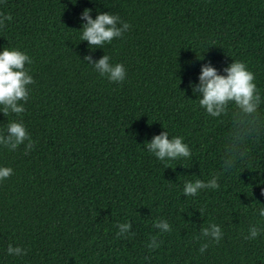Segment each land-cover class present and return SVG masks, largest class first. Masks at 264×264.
I'll return each mask as SVG.
<instances>
[{
    "label": "trees",
    "instance_id": "1",
    "mask_svg": "<svg viewBox=\"0 0 264 264\" xmlns=\"http://www.w3.org/2000/svg\"><path fill=\"white\" fill-rule=\"evenodd\" d=\"M85 9L131 28L92 49L80 39ZM0 12L12 16L0 52L28 54L35 80L23 114L0 112V134L23 120L35 143L27 155L25 145H0V167L13 169L0 181V264H264V232L244 239L251 225L264 228V127L224 172V147L240 135L234 106L211 117L190 86L204 64L226 75L240 60L264 101V0H0ZM105 54L125 66L123 82L84 61ZM166 130L191 158L160 161L147 150ZM217 174L218 189L184 195L185 182ZM160 219L171 232L154 228ZM129 221L135 235L118 238L116 225ZM211 223L223 239L200 253L207 241L196 238ZM152 236L163 242L155 251ZM9 244L27 255H8Z\"/></svg>",
    "mask_w": 264,
    "mask_h": 264
},
{
    "label": "clouds",
    "instance_id": "2",
    "mask_svg": "<svg viewBox=\"0 0 264 264\" xmlns=\"http://www.w3.org/2000/svg\"><path fill=\"white\" fill-rule=\"evenodd\" d=\"M92 10L85 9L81 19L86 21L82 25L81 41H87L90 48H104L105 44H111L115 38H121L131 25L121 20L119 14L111 12H101L92 18ZM12 20L11 14L0 12V28H4L7 22ZM84 61L92 65L101 76H106L112 82H123L126 78L125 66L121 63L112 64L111 57L105 54L98 61H93L91 55L84 57ZM31 57L17 48L5 47L0 52V112L6 117L12 113L17 116L25 111L24 105L29 100V85H33L35 80L30 74L31 69L26 65L32 64ZM226 75L220 74L211 62L202 66L199 75V83L190 85L194 94H198L200 107L206 110L211 117L227 116L230 105L234 106L231 113V123L233 129L239 131L240 135L233 137L232 141L224 147L223 171L230 172L237 163L247 155V144L251 140H258L260 129L264 127V115L260 112L262 97L259 93L255 81V75L250 71L245 62L235 60L228 67L223 69ZM251 130V131H250ZM25 142H27L25 144ZM0 145L10 151H16L21 145H25L27 155L34 147L35 143L31 138L23 120H13L8 122L6 134H0ZM147 150L154 154L160 161H170L180 158H191L192 152L189 145L184 142L182 136H173L169 139L168 131H163L155 135L150 142H146ZM166 169L171 167L165 165ZM13 175L11 167H0V181ZM219 174L215 175L207 183L202 180L187 181L183 187L186 197H194L204 189H218L220 187ZM264 195V189L261 190ZM203 209L200 213L203 215ZM258 215L264 218V208L258 209ZM132 222L118 223L116 227L119 231L116 236L128 238L134 236L132 232ZM154 228L160 233L172 231L167 220H157ZM264 228L259 225H251L245 240L258 238ZM224 233L218 224L211 223L201 229V235L197 240L205 239L200 245V253L207 251L211 243L219 244ZM163 242L157 236L150 238L147 245L150 251H155ZM7 254L10 256H25L27 249L8 245Z\"/></svg>",
    "mask_w": 264,
    "mask_h": 264
}]
</instances>
